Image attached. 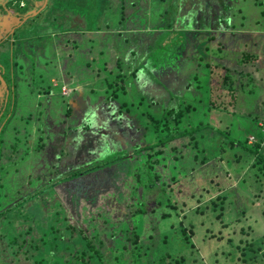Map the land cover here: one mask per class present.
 I'll list each match as a JSON object with an SVG mask.
<instances>
[{
  "label": "rangeland",
  "instance_id": "1",
  "mask_svg": "<svg viewBox=\"0 0 264 264\" xmlns=\"http://www.w3.org/2000/svg\"><path fill=\"white\" fill-rule=\"evenodd\" d=\"M72 1L76 5L85 2L60 0L56 6ZM114 1L98 19L100 30L96 32L68 30L66 24L77 27L75 17L61 14L55 7L42 15L47 21H28L44 2L0 4V44L4 43L0 47V119H7L0 135L4 155L0 158V236L15 237L17 242L31 238L33 244L52 238L53 229L76 223L65 201L69 191L76 193L91 184L98 190H89L88 196L96 202L80 201L75 214L79 219L86 214L81 228L100 250V257H91L93 264H264V244L259 247L252 240L264 238V183L260 187L254 178L245 176L248 164L229 163L242 156L239 151L234 155L229 152L230 156L225 154L221 160L217 152L219 146H229L218 132L224 131L247 145L260 142L259 153L264 156V0H236L233 4L234 16L229 21L240 34L221 32L213 42L207 33L179 37L178 46L172 48L178 55V66L181 64L175 75L165 69V65L170 67L165 59L158 62V68H150L145 51L149 37L130 41L132 28L138 29L132 22L151 30L161 23L167 0H127L124 15H131L126 20L129 30L123 28L114 6L118 2ZM215 2L217 6L218 0ZM54 3L49 0L48 6ZM138 5L140 11L133 16ZM23 17L28 23L25 21V28L19 30ZM56 17L64 19L59 22ZM152 41L154 53L163 55L157 41ZM165 42L159 41L160 45ZM242 45L248 46L243 51L254 59L245 66L252 72L249 76L232 71L238 67ZM217 47H221L219 53ZM136 69L134 81L125 78ZM115 89L119 100H112ZM173 95L181 101L186 96L210 103L209 121L214 129L204 132L209 136L197 142V148H192L194 142L189 138L171 144L169 153L182 159L176 164L175 180H170L169 169L159 166L156 170L176 211L160 207L154 213L131 218L141 245L126 241L125 249L117 231L126 232L124 215L132 204L127 192L132 176L128 162L73 178L67 185H53L85 162L107 155L108 147L117 148V136L122 132L130 136V144L141 141L148 120L140 108L158 119ZM191 155H196V160L191 157L192 162H188ZM202 157L209 167L197 174ZM221 196L224 202L218 219L210 213L209 202ZM165 214L168 216L162 219ZM64 234L66 239L69 233ZM3 244L0 242V248ZM58 245L44 252L31 251L28 258L25 254L11 257L6 248L0 249L4 253L0 255L7 264H67L69 251L77 247L65 244L69 248L65 251ZM250 246L253 257H244L243 263L240 251Z\"/></svg>",
  "mask_w": 264,
  "mask_h": 264
},
{
  "label": "trees",
  "instance_id": "2",
  "mask_svg": "<svg viewBox=\"0 0 264 264\" xmlns=\"http://www.w3.org/2000/svg\"><path fill=\"white\" fill-rule=\"evenodd\" d=\"M12 1L13 0H1L0 4L2 3L8 4V2L12 3ZM21 1L23 0H16L17 6H19L20 3L22 4ZM25 1L31 2L30 4H35L39 2L42 3L44 0H25ZM51 1L53 4L54 0ZM59 1L60 0H55L54 5L48 6L49 0H46L47 3L45 7L36 16L31 17V19H28V21L29 20L32 21L34 19L39 20L40 18H42V15H45L50 11V9H53L55 7L61 14H65L66 16L69 17H75L74 20H76L77 27L70 28L69 25L66 24L65 28H67L68 30L71 29L75 31L82 30L85 32L86 31L96 32L100 30V26L98 25V19L102 17V14H104L107 7L108 8L112 7V4L116 3L114 0H85L84 3L83 1H81L79 3L80 5L79 4L76 5L74 1H72L71 4L69 3L66 6L64 5L65 7H67L65 8L63 5H60V7L56 6L57 2L59 3ZM126 1L127 0H117L118 3L114 4V6H116V9L119 11L120 14L119 18H121V22L124 23L123 28L129 30L131 27L129 23L126 22V20L129 19L131 15L128 17L124 15L125 13L124 5ZM212 2L216 3L215 0H212ZM212 2L210 3V0H167V3L169 5H167V8L165 9L164 14L162 15L161 23L154 25L151 28V30L146 31L147 28L140 27V25L136 21L132 22L133 23L132 26H135L138 29L134 30V28H132V32L130 33L131 36L130 41L131 43H133V41L140 42V41H144L145 36L149 37V40L147 41L148 48L145 49V51H147L146 56H148L149 60L151 61L150 64L152 65V67L150 68L151 69H153V67L158 68L159 67L158 62L161 59H165L167 64H169L170 66L168 68V65H165L166 66L165 69L170 71L171 74L175 75L178 72H180L181 64L179 67L178 55L172 50V48L176 45L178 46L177 40L180 39L179 37L184 38V36H186L187 33H190L193 34L192 36H194L195 38L198 35V33H207L209 34L208 35L209 41L213 42L217 40L221 32L234 34V35L241 33L239 31H234L236 30L234 27L235 24L233 23L232 20L229 21L230 18L234 16V13H231V11L234 9L233 4L236 2V0H218L217 6H215V4ZM263 8L264 7H262V9ZM139 11H140V6L138 5L132 11V13L134 12L133 16L135 13ZM211 14H214L213 15L214 20L210 17ZM227 16L228 18H225ZM69 17L66 19H69ZM47 18L48 17L46 16L42 19L47 21L48 20ZM142 18L144 17L141 16L140 19ZM56 19H59L58 21L61 22V20L64 18L56 17ZM212 21L214 22L213 25H211ZM26 22L23 24L20 30H22L23 27L25 28ZM251 32L253 31H250V33ZM172 33H174L173 38L170 37V34ZM7 36L9 37L8 34ZM12 36H10V38H12ZM38 38L41 37L39 36ZM152 40H155V42L157 41L158 49H160V51L162 49V51L164 52L163 55H160V53H158L159 51L155 52L157 54L154 53L155 43H152L153 42ZM159 41L161 42L166 41V42L160 45ZM262 42L264 43V41ZM262 42L261 44H263ZM3 44L4 43L2 42V44H0V47ZM20 46L23 48L24 42H22ZM245 47L248 46L247 45L240 46L239 49L242 50L241 59L238 61V67L233 68L232 70V71H236L238 76H242V75L249 76V74H252L251 71L245 70L246 69L245 66H249V64L253 63L254 60L252 57H250V55L247 56L250 53H248L247 51H243ZM216 50L219 53V50L221 51V47H217ZM254 52L256 53V51ZM188 59L189 58L187 57L184 58V60L186 61ZM174 62L177 68H180L179 70H176L173 64ZM33 63L34 62H32V65ZM140 67L143 68V65L140 64ZM137 71L138 69H136L135 71L133 70L130 74L125 76V78L129 77L132 78L134 81V77H136ZM155 73L156 75H159V77H161V75L159 74L160 72H155ZM2 78L3 77L0 76V79ZM252 78L253 81H255V78L253 76ZM154 82H158V81L154 80ZM122 88L123 85L120 86V89ZM117 90L118 89L112 91V96H111L112 100H119V97L116 93ZM0 94H2L1 91ZM13 100L15 99H12V101ZM169 102L171 103L168 106L163 107L162 116L158 119L153 118L152 115L149 114L147 110L145 109L143 110L140 108V110L143 112V115H145L148 120L145 126L143 124V126L146 129V132L145 135L143 134L142 139H140L142 142L135 141L133 144H130L131 142L130 136H128L126 132H122V136L120 137L117 136V138H119L118 145H120L121 147L118 145L117 148H115L116 146L113 147L112 149L108 147L109 153L107 155L101 156L97 159H91L88 162H85L84 166H79L78 168L73 170V172L71 173L72 175L63 178L60 181H57L53 185V187L61 183L67 185L70 182V180L73 178L87 176L89 174L98 171L99 169L101 170L102 168L111 166L114 163L120 162L119 163L120 165L124 161L128 162V164L131 165V166L129 165L128 167L129 168L131 167L132 176L130 180L131 181L130 188L129 191L127 192H128V200L131 201L132 204H129L127 206L128 209L130 208V211H128V213H125L124 215L123 223L128 221L127 225L125 226L126 232H122L120 231V229H118L117 231L120 232L121 234L122 237L121 241L123 242L122 248L125 249L127 246L126 241L130 242V244L133 246H135L136 244H140L139 243L140 235L137 234L135 227H132L131 218H137L138 216L146 215L148 212L154 213L160 207H167L173 211H176V207L173 205L171 198L168 196V193L166 192V186L164 183L165 181L162 180L163 177L161 173H159L156 170V168L159 166L166 168V170L169 169V173L170 171H172V176H170V180L172 181L175 180L176 174L174 173V170L176 164H178V162H180L182 159L177 154L169 153V151H171L170 150L171 144H173V142L177 140L189 138L190 141L194 142L192 148H195L197 146V142L202 141L204 137L208 138L209 134H205L204 132L210 130L213 131L214 129L209 121L212 112L210 103L205 104L196 99L190 100L186 96H184L181 101V97L175 95L170 97ZM198 102L200 103L199 105L197 104ZM6 103L8 105V101ZM121 103L125 104V102H121ZM7 115H9L8 111L5 113V117ZM140 116L141 114H139L140 122L144 123V121L140 118ZM6 120H7L6 118L3 120L0 119V135L1 133L3 134L4 132L3 128ZM218 132L220 137L225 139L229 145L228 147L225 146L223 147L222 145L221 147L219 146L217 151L220 156L218 157L219 160L224 159L225 154L227 155L229 154L230 156L229 152H234L233 153L234 155L236 151H239L242 154V156L238 157L237 160L235 159V161L228 159L230 160L229 163L231 165L235 163L239 165L242 162L248 164V166L246 167L247 175L245 176L254 178L258 186L261 185L260 187H262L264 183V156L261 153H259L260 142H255L252 145H247L246 141L244 143H241L235 140L234 138H232L229 132H224V131H218ZM142 143L144 144L142 145ZM173 150H175V148ZM203 152L205 153V151ZM1 156H4L2 152H0V158ZM191 157H193V159L196 160V155L193 156L191 155L187 157L188 162L190 161L192 162ZM198 164H199L198 166H202V167H199V170L196 171L197 174L200 171L205 172L209 167L208 166L209 163L206 162V157L200 158ZM0 170H2L1 165H0ZM93 189L96 188L91 186L90 184V185H86L84 189H80L76 193H71L69 191V193L67 194L65 201L70 205L72 209L71 212H73V214L70 213V216H74L76 223L72 224L70 222H67L65 227L61 228L60 230L53 229V227L51 226L50 229H53L54 231L53 237L52 238L47 237L44 240L40 238L42 241L39 244H33L31 238L23 239V240L21 239L20 242H17V239L15 237L14 239H7L8 237H5L4 234L0 236V242H4L2 248L0 249L3 248L9 249L11 251L10 252L11 257H13L12 254L13 255L25 254L24 258H28L27 254H30L31 251H36V250L39 251L40 249H42L44 252V250L48 248L49 250H52L55 249L59 243H61L63 249H65L66 251L69 248L68 245L65 246V244L71 243L74 247L77 248L73 251L72 250L69 251L70 258L68 259L67 264H93L92 262L93 258L91 257L93 256L100 257V250L94 247L93 239L89 235L84 233V230L81 228L82 223H84L85 225L86 214H83L81 219H79L77 214H75V211L77 210V206L79 205L78 203L80 201L83 200L88 203L96 202V199H92L88 196V191L89 190L91 191ZM37 195L39 196V194H34L33 197ZM92 197L94 198L95 196ZM223 200H224V196H221L209 202L210 213L215 215V217L218 219H220L221 217L222 205L224 202ZM91 205L93 206V204ZM207 206L208 205L204 207ZM60 214L63 213L61 212ZM167 216L168 215L165 214L164 216H162V219L166 218ZM65 218L66 217H64V219ZM64 232L69 233V236L66 239L64 238L65 235ZM25 234H27V232ZM252 240L255 242L257 241L255 244L258 245L259 247L260 244H264L263 237L259 239H254L252 237ZM236 247L238 246L236 245ZM25 249H29V250H26L27 251L26 252ZM253 253L254 251H252L251 246L244 250L242 249L240 251V254L242 256V262L246 263V261H243L245 260L244 257L251 259L253 257ZM3 254L4 253H2L1 255ZM1 255H0V264H7L5 262V257Z\"/></svg>",
  "mask_w": 264,
  "mask_h": 264
},
{
  "label": "crops",
  "instance_id": "3",
  "mask_svg": "<svg viewBox=\"0 0 264 264\" xmlns=\"http://www.w3.org/2000/svg\"><path fill=\"white\" fill-rule=\"evenodd\" d=\"M43 2H44V4L42 5V7H41L39 10L43 9L48 1L46 2V0H44ZM39 10L32 12L31 17L36 16V15L40 12ZM21 20H22V21H21V26H20L19 28H17V29H19V30H20V28L23 26V24L25 23L26 18L24 17V18L21 19ZM43 20H44V19H43ZM2 27H3V26H2ZM14 33H15V31H14Z\"/></svg>",
  "mask_w": 264,
  "mask_h": 264
}]
</instances>
